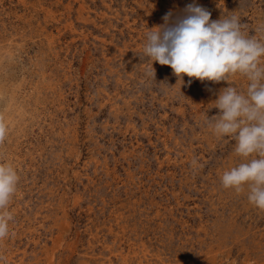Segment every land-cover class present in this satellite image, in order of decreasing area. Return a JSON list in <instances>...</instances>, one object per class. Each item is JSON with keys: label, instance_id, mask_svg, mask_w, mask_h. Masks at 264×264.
<instances>
[{"label": "rangeland", "instance_id": "1", "mask_svg": "<svg viewBox=\"0 0 264 264\" xmlns=\"http://www.w3.org/2000/svg\"><path fill=\"white\" fill-rule=\"evenodd\" d=\"M193 3L264 26V0H0V264H264V210L221 184L246 161L206 122L249 81L147 74V31Z\"/></svg>", "mask_w": 264, "mask_h": 264}, {"label": "clouds", "instance_id": "2", "mask_svg": "<svg viewBox=\"0 0 264 264\" xmlns=\"http://www.w3.org/2000/svg\"><path fill=\"white\" fill-rule=\"evenodd\" d=\"M170 17L148 28L143 49L151 61L147 74L155 80L152 65L157 62L171 67L182 83L184 75L219 83L240 74L249 81L245 92L230 82L221 89L214 101L219 114L206 117V122L218 138L231 136L235 154L246 161L223 173L222 187L237 194L247 188L249 203L264 210V26L257 29L259 35L250 36L242 31L246 26L237 15L211 20V14L195 3L171 23ZM5 136L6 126L0 121V143ZM19 180L11 163H0V240L9 236L13 215L8 208Z\"/></svg>", "mask_w": 264, "mask_h": 264}]
</instances>
